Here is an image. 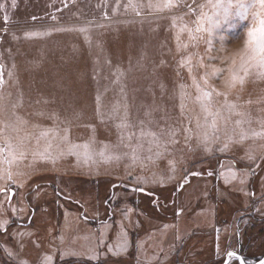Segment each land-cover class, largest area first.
Returning a JSON list of instances; mask_svg holds the SVG:
<instances>
[{"label": "rangeland", "instance_id": "374dc122", "mask_svg": "<svg viewBox=\"0 0 264 264\" xmlns=\"http://www.w3.org/2000/svg\"><path fill=\"white\" fill-rule=\"evenodd\" d=\"M152 2L156 3L157 0H152ZM218 2L233 4L230 14L223 19L220 15L222 10L215 7L217 0H186V3L192 6L191 11L183 6L156 11L148 7L149 0H16V7H12V0H0V4H4V9L0 10V29L7 28V32L0 31V37H2V42H0V66H2L0 67V76L5 81L0 89V95L4 96V103L8 109L3 118L10 122L15 121L11 115V105L22 95L23 107L17 111L23 119L28 121L27 125L22 126L23 130L19 134L10 128L7 129L3 138H0V148L4 149L5 142H10L17 135L21 137L27 135L24 140L25 144L29 140L41 143L35 137L40 136L42 131L51 129L49 135L59 139L60 149L54 150L52 143H49L51 144L49 152L58 154L61 149L66 151L68 148V145L60 139L64 128H71L72 143L83 142L84 137L91 133V130L85 125L91 123L96 126V142L93 143V149L98 153V150L104 148L105 144L111 148L113 141H118L120 130L116 125L121 123L124 107L127 106L132 124L145 120V111L151 110L153 112L152 120L147 124L151 131L159 134L160 130L166 126L176 128L180 141L179 147L177 149L170 148V155L157 161L156 165L157 173L161 175L160 167L162 165L168 167V159L176 161L175 171H172L174 192L177 183L184 175L182 169L199 171L203 174L202 177H190V183L181 193H174L173 207L177 210L179 206L182 209V214L179 217L173 215L174 218L170 214L167 216L174 223L176 220L182 219L183 224L182 227H179L178 233L180 239L177 240L176 245L173 234L170 237L167 234L166 239L169 237V241L164 245H158L157 241H162L163 237L159 232L154 238L156 244L149 246L152 248L151 252H149L148 244L141 252L143 259L152 260L151 264H190L191 262L196 264L198 260L216 257L211 238L214 228L208 229V222L204 224V221L209 220L215 210L218 214L217 223H219L216 227L221 229V251H223L224 244L227 243L226 238L233 230V220L242 216L239 217L242 218L240 221L242 233L257 238L254 247L248 250L250 254H254L250 255L249 259L252 261L251 258L264 253V224H252L250 218H246L248 212L252 211L257 216L264 218V215L261 214L264 213V204L261 203V199L264 197V184H262L264 165L245 184L239 183L235 187L225 184L226 179L231 180L229 168L222 170L227 165L229 158V160L234 159L233 162L230 161V164H234L235 167L239 166L238 168L242 170L247 169L249 161L244 159L246 163L244 164L240 157H244L245 151L249 148L256 151L258 155H264V149L259 147L264 145V139H250L223 153L215 151L227 136L239 132L234 124L237 119L249 121L243 125L246 130H261L260 122L264 121V79L256 78L255 73L260 70L256 61L264 53L257 49L256 61L253 62L256 66L249 70L252 75L246 78L242 88L237 86L236 89L229 91L223 86L224 77L209 79L211 86L219 92H226L228 103L236 104L238 106L236 111L243 113L242 117L236 113H229L224 107V97L213 95V110H220L222 116L226 118L217 120L216 130L209 127L211 118L206 120L204 114L201 113L199 104L195 102V96L198 93L192 86L193 79L202 84L201 77L204 75V69L197 64L195 57L190 61L191 74L187 67L179 66V61L187 59L191 53H199L200 57H203L205 49L203 40L208 36V32L197 33L195 29L198 23L207 30L215 22L210 38L216 49L212 54L217 57H222L225 54L217 43L220 36L226 37L224 49L226 48L230 53L233 49L240 47L241 38L250 27H253L250 15L246 19H242L238 14L239 10L234 6L236 0H218ZM244 2L248 3L250 0H244ZM130 3L135 5V10L129 6ZM4 15L10 17L7 25L3 20ZM32 17L37 19L33 20ZM185 26L191 29L192 36L198 37L199 40L192 39L187 32L181 31V28ZM255 26L259 27L258 21ZM80 29L85 31H80ZM25 32L39 34L26 38ZM13 34L17 39H12ZM177 35H179V41H177ZM233 38L236 39L229 43ZM257 39H259V34H257ZM182 44H187L188 47L186 49L181 47L178 52V45ZM203 58L209 68L223 66L219 60L208 61L206 57ZM161 60L165 62L163 66L160 63ZM10 72L11 76H9ZM238 74L243 75V72L240 71ZM161 84H163V88ZM179 84L186 86L183 115H181L180 109ZM98 93L102 97L103 122L97 115L96 96ZM110 109H112L111 112ZM38 113H42V115ZM53 115H55V119L49 118ZM197 121L201 124L199 129L196 127ZM33 125L38 127H33ZM181 128L191 129L186 134L190 137L187 145L191 146L192 151H189L185 146ZM133 130L138 135L139 130ZM205 132L211 139L209 145L213 149L211 153H205L203 146H198L197 143V136L202 137ZM124 134L127 136L128 131L126 130ZM149 139L146 137L144 144H148ZM127 142L126 140L125 143ZM13 144V147L16 148L17 138L14 139ZM25 149H27V145H25ZM34 149H47L48 151L49 147L45 142V147L34 145ZM145 150V145L143 149L139 150L144 155H139L143 163L144 158L148 156V153L143 152ZM110 151L113 152L112 148ZM5 153V151L0 153V170L3 171L5 177L9 171L14 174L15 180L25 179L30 174L36 173L34 169L18 170L15 165H13L14 168L10 167L5 160ZM6 159L8 160V153H6ZM56 159L55 166L66 170L61 171L62 175L51 178L46 172L34 177L22 188L12 185L16 193L15 198L11 203L5 201L2 205L3 212L7 209V212L16 217L8 228L7 234L12 231L10 229L14 224L25 222L28 216L34 214L31 224L27 228L15 225L13 234L34 232V238H38V240L41 237L36 235L42 233L40 225L45 220V211L48 214L52 211L51 216L55 211L60 212V221H57L56 226L63 238H58L57 241L49 240L47 253L53 256L54 261L57 260L56 264H135L132 262L131 254L120 259L105 258L106 255L103 254L101 257L95 247H84L81 243L74 244L72 237L69 240L67 236V221L65 220L70 216L68 211L77 215L81 211L84 217L85 214L90 215L96 212L105 216L108 210L116 213L118 210L123 211L128 208L138 212L137 208H139L141 209L140 215L156 217V220L146 218V226H158L157 228L165 229V222L167 226L174 224L166 221L164 209L169 196L164 190L160 192L158 190L155 200L151 199L150 202L149 194L146 193V196H143V192L132 190L135 185L127 183L133 187L123 186L124 182L108 178L75 177L72 175L74 171H68L71 166L69 156ZM97 160L98 158L95 157V165L96 162H99ZM109 162L111 163H106L107 167L112 163H118L114 159ZM5 164L8 167H2ZM150 166L152 167V164ZM213 169L215 171L217 169L218 173L222 172L223 175H220V185L216 190L211 191V180L205 175L206 171ZM16 173H23V175H15ZM169 173L171 170L168 168L166 175L168 176ZM239 173L243 172L238 171L237 174ZM144 174L146 173L141 171L140 178H143ZM57 179L60 181L58 182ZM160 179L162 178L160 177ZM160 179L158 178V180ZM56 180L57 189L52 191L48 185ZM4 182V180H0V184ZM113 184L121 186L113 188ZM143 187L149 190L148 187ZM157 189L156 187L151 190ZM244 192L255 195L254 197L247 196L244 195ZM129 196L133 199L128 198ZM118 198L120 202L115 205L112 200ZM137 199L140 201L138 205L135 203ZM0 200H3L2 196H0ZM106 200L109 209L103 206ZM130 201H134L132 207L129 205ZM154 201L161 202L158 204L159 206L156 203L157 210L150 207V203ZM13 207L16 209L15 213L12 210ZM257 208L260 209V212L256 211ZM63 217L67 218L63 219ZM2 219L5 217L3 216ZM55 220L54 217L50 220L53 226ZM97 221H102V218H98ZM228 224L232 226L229 227ZM50 227L52 226H47L48 232L51 231ZM82 229L81 231H84L85 227ZM2 234L0 233V235ZM9 236L11 237L10 234ZM10 237H0V245L16 253L17 259L27 260L28 264H36L41 252L34 247L29 237L20 240V243L24 245L22 249L18 246L17 238L14 237L15 243L11 244ZM243 239L242 242H245L246 238L243 237ZM62 240L65 248H61L58 252L57 247ZM26 241L29 242L28 246H25ZM184 242H186L185 251L182 250L179 258L177 257L175 260L172 255L178 244L182 246ZM0 249V264H17L16 260L10 259L5 254L3 248ZM61 252H74L76 255H64L61 258ZM93 252L99 254L98 261L89 260L88 257ZM147 255H151L152 258ZM140 261L136 263L142 264Z\"/></svg>", "mask_w": 264, "mask_h": 264}, {"label": "snow or ice", "instance_id": "6c2138e0", "mask_svg": "<svg viewBox=\"0 0 264 264\" xmlns=\"http://www.w3.org/2000/svg\"><path fill=\"white\" fill-rule=\"evenodd\" d=\"M67 6V5H65ZM129 6H132L135 10V5H132L130 3ZM179 7L183 6L189 9L191 11L192 6L188 5L186 3V0H157L156 3H153L152 0H149L148 7L153 8L156 11H164L165 9H171L173 7ZM239 11L238 14L242 19H246L249 15L251 16V19L253 21V27H250L247 30V36L248 40L245 41V53H251V55H247V58L245 59V53L241 54L240 58V65L239 68L236 71H233V66L235 65L236 61L233 59L231 61V65H229L228 61L223 60L221 57L214 56L212 53L215 51V47L213 45V40L210 38L213 27L215 26V22L210 25V27L205 30L202 27V24L198 23L195 31L197 33H200L202 31H207L208 36L204 38L203 43L205 45V49L203 52V57H206L208 61H220V64L223 65L221 67L212 66L209 68V65L205 63L204 58L200 57L199 53H191L189 54L187 59H181L179 61L180 67H187V70L189 74L192 72V67L190 64V61L193 57L196 58L197 64L204 69V75L201 77L202 84L197 82L195 79H193V87H195L196 92L198 93L195 96V102L199 104L201 113L204 114L205 119L211 118V123L209 124V127L213 130H216L217 120L218 119H226L222 116V112L220 110H213L212 107V98L213 95L217 97H224L225 99V105L224 107L229 111V113H236L237 115L243 116V113H238L237 105L234 103H228V94L226 92H219L215 88L211 86L209 83L210 78H219V77H225V74L228 73L231 78V85L232 87L229 89V91L234 90L237 88V86H240L241 88L244 86L246 82V78H248L252 73L249 71L251 68L255 67L256 65L253 63L256 61L255 53L257 49L259 52L264 53V0H250V2L245 3L244 0H236V3L234 5ZM12 7H16V0H12ZM216 8L221 9V19L227 17L230 14V10L233 7V4L230 3H223L218 2L215 5ZM4 9V4H0V10ZM139 15V13H137ZM203 15V14H201ZM33 20L37 19L36 17H32ZM55 19V17H53ZM5 25L8 24L10 17L8 15H4L3 17ZM258 21L259 27L255 26V23ZM0 31L7 32V28L0 29ZM80 31H85L84 29H80ZM181 31L187 32L189 34V37L192 39L199 40L198 37L192 36V30L187 28L186 26L184 28H181ZM39 33L35 32H25V37H31L33 35H38ZM257 34H259V39H257ZM238 38V37H237ZM12 39H17V37L13 34ZM225 39L226 37L220 36L217 39V43L221 46V51L224 49L225 46ZM233 38L229 43L233 42ZM177 41H179V35H177ZM0 42H2V37H0ZM186 49L188 47L187 44L178 45L177 51H180V48ZM161 65H164V61L161 60ZM259 65V71L255 73L256 78L258 79H264V55H262L258 61H256ZM2 67V66H0ZM240 71L243 72V75L238 74ZM12 73H9V76H11ZM177 75L179 73L177 72ZM5 81L3 80V77L0 76V89H2ZM161 87L163 88V84H161ZM185 85L179 84V97H180V109H181V115H183L184 108H185ZM4 96L0 95V138H3V134L7 129H11L12 131L19 134L23 129V125H27L28 121L23 119L17 111V109L23 107V96L17 98L16 102L11 105V115L15 118V121H8L5 120L3 117L7 114L8 109L5 106L4 103ZM251 103V101H249ZM96 104H97V115L101 122H103V114H102V97L98 93L96 96ZM39 115H42V113H38ZM145 120H140L137 124L131 123V114L128 111L127 106L124 107V113L121 117V123L117 124L116 127L119 131V144L123 145L125 147L130 148L131 152V159L133 164L137 163L141 157L139 156V150L143 149L144 147V140L145 138H150L148 140V156L145 157L151 164H156L157 161L161 159H165L168 155H170V148L177 149L179 147L180 141L177 137V131L175 127L172 126H166L165 128H162L160 130V133L157 134L154 131H151L147 124L151 123L153 112L151 110L145 111L144 113ZM52 119H55V115L52 117H49ZM249 123V121L244 119H237L234 121V124L239 129V132L234 134L232 136H227L225 141L221 144L220 147L215 149V151L218 152H226L229 151L232 147L243 144L244 142L250 140V139H264V121H261V130L260 131H249L243 128V125ZM91 130V136L89 138V142L82 145L83 148L88 149L90 147V144H93L96 142V126L95 124H87L85 125ZM33 127H38L37 125H33ZM196 127L199 129L201 128V124L199 121H197ZM133 129H138V135L137 132ZM128 131V135L125 136L124 132ZM52 131L51 129L42 131L40 133V136L35 137L37 141L41 139V137H48L49 132ZM181 133L184 134V140H185V146L188 147L189 151H192L193 149L191 146L187 145V141L190 139V137L186 134L191 131V129H180ZM27 138V135L24 137H21L17 135V141L18 145L16 148H13V145L9 142L7 147L9 149L8 155L12 157L11 160H8L7 162L9 164L13 163L15 160H23L26 156V150L23 147V141ZM218 139V137H216ZM60 139L62 142L66 143L68 145L67 150L61 149L55 158H51L52 162H55L56 158H62L64 156H77L78 157V163H79V156L78 153L75 151V149L81 147L79 144H74L71 141V128L66 127L63 129V133L60 136ZM128 141V143H125V141ZM135 141V147L132 146V142ZM197 143L198 146L202 145L203 150L205 153H211L213 149L209 146L211 143V139L208 136L207 132L203 134V136H197ZM48 147H51V144L48 145ZM261 149H264V145L259 146ZM109 148V145L105 144L104 149L101 150L98 155L105 160H120L122 157L120 154H113L111 156L105 155V150ZM4 151L3 148H0V153ZM47 151V149H46ZM33 156H36L37 153L33 152ZM123 155H129V153H124ZM42 159H49L50 157L42 156ZM88 159H91V156L88 157ZM241 159H246L249 161V167L245 170H234V164L229 165V170L231 171V181H237L243 185L245 184L250 177L255 176L257 174V170L261 169L262 165H264V155H258L256 151L252 150L251 148L247 149L245 151V156L241 157ZM259 161V162H258ZM87 162V161H85ZM170 170L175 171L176 161L174 159H168L167 161ZM252 165H255V167H252ZM223 167V165H221ZM184 175L180 182L177 183L175 192L178 194L181 192L189 183H190V177H202V173L199 171H188L187 169H182ZM238 171H242L243 175L238 176ZM223 175L222 172L217 173L214 169L209 170L207 172V176L211 177L213 175ZM15 175H23V173H16ZM155 175L153 174V179L150 181L152 184H160L161 186L164 185V180L155 179ZM163 176V174H161ZM174 177L168 176L167 180H172ZM0 180H4L5 182L3 184H0V196L3 197V200H0V231L4 230V227L10 223L7 219H2L4 213L2 211V205L5 201L11 203L13 199L15 198V191L12 188V185L15 184L17 188H22L24 186L23 182L17 183V181L14 179V174L9 171L7 173V176L5 177L3 175V171L0 170ZM142 183H149L147 178H136L135 187L132 189L134 192H145V187L141 186ZM230 181L228 179L225 180V184H229ZM262 184H264V179H262ZM121 185L113 184V188L120 187ZM243 191V189H241ZM151 195L152 193H148ZM244 195L247 196H253L254 193L244 192ZM114 198V197H113ZM262 200H264V197H262ZM105 203H108L106 200ZM13 212H16L15 207L12 208ZM257 212H260V209H256ZM133 212L132 208H128L126 211L123 212V216L125 219L129 218V214ZM176 216H180L182 214V209H177L175 212ZM264 215V213H261ZM239 219V217L237 218ZM31 222V220H29ZM136 227H139V222L137 221L134 225ZM232 232L228 236V242L224 244L223 251H221V229L219 227H214L215 232V256H216V262L217 264H264V256H261L258 258L255 262L249 260L243 253L240 251L238 247H233L231 241L234 238L241 236L240 231V225L239 223H234L232 226ZM14 237L17 238L18 246L22 249L23 244L20 243V240L24 237H31L33 233L31 232H22V233H14ZM177 239H180L179 236L176 237ZM32 244L37 249L40 248V242L38 240H33ZM127 245H128V236L127 232L121 231V233L118 236L117 243L115 245L108 244L107 245V251L108 253H111L113 256L119 255L122 252L127 251ZM104 246V240L101 239L99 241L98 247ZM0 248H3V251L5 254L13 260L17 261V264H28L27 260L17 259L16 253H14L11 249L3 247L0 245ZM64 255H76L74 252H68L64 253L61 252L60 256L63 258ZM89 260H99V254L97 252H93L89 257ZM53 256L51 254L41 253V256L37 258L36 264H52Z\"/></svg>", "mask_w": 264, "mask_h": 264}, {"label": "crops", "instance_id": "0c3cea01", "mask_svg": "<svg viewBox=\"0 0 264 264\" xmlns=\"http://www.w3.org/2000/svg\"><path fill=\"white\" fill-rule=\"evenodd\" d=\"M120 96V94H118ZM87 108V106H86ZM91 108V106H90ZM134 109V108H133ZM112 111V109H110V112ZM136 111V110H134ZM91 136V133L88 136L84 137V141L83 142H74V144H79L81 145V147L75 149V151L78 153L79 156V163H78V157L77 156H69L70 158V167L68 168V171H74V173H72L73 176L75 177H82L85 179H97V178H108V179H114V180H118V181H122L124 183H129L131 185H135L136 183V178L140 177L141 175V171L145 172L146 174H144L143 178H147V180L149 181V183H142L141 186H146L148 187L149 190L151 189H156L157 188H162V187H167L173 184V180H167L168 176H172V170L171 173L168 174V176L166 175V172L168 171V168L170 169V167L167 165H162L160 167L161 174H163V176L159 175L157 173V163L156 164H152V167L150 166L151 163L144 158V163L142 162V160L140 159L137 163L133 164L132 159H131V155H130V148L125 147L123 145L119 144V140L118 141H113L112 144V150L113 152L111 153L110 151V147L105 150V155L106 156H111L113 154H120L121 155V159L120 160H116V162L118 163H112L110 164L108 167L106 166V163H111L109 162V160H105L104 158L100 157L98 155V153L103 150L104 148H101V150L99 149L98 153L94 152L93 149V144H90V147L88 149H85L82 147V145H84L85 143L89 142V138ZM17 136L15 138H13L12 140H10V143L12 145L14 139H16ZM36 139V138H35ZM31 142V143H30ZM41 143H35V141L29 140V142H27L25 144V142L23 141V147L25 149V145H27V149L26 150V156L25 159L23 160H15L13 163L9 164L10 167L14 168L13 165L17 166L18 170H33L36 173H32L28 176V178L22 179V180H16L17 183L23 182V184L27 183L28 181H30L31 179H34V177L39 176V175H43L44 173L49 174L51 178L58 176V175H62L63 173L61 171H66L65 168L59 167V166H55V164L57 163H53L51 158H55L57 157V153L56 152H49L51 150V148L48 149V151L46 150H38V149H34V145L37 146H43L45 147V142H47V145H49V143H52V147L54 150H58L60 149V141L59 139H57L54 136H50L48 135V137H41L40 139ZM9 142H5L4 144V151L6 153H8L9 149L7 147ZM128 143V142H127ZM135 141L132 142V146L135 147ZM103 145V144H102ZM145 145V151L143 152H147V148H148V144H144ZM14 148V147H13ZM35 152L37 153L36 156H33L32 153ZM6 153H5V160L6 162L8 160H11L12 157L9 158L8 155V160L6 159ZM124 153H129V155H123ZM145 153V154H146ZM139 155H143L141 151H139ZM42 156H46V157H50L49 159L45 160L42 159ZM91 156V159H88V157ZM144 156V155H143ZM97 157L99 162H94V158ZM230 159V158H229ZM227 159V165L225 167L222 168V170L224 168H229L230 165V161H234L233 160H229ZM241 159V157H240ZM57 160V159H55ZM242 161H244V159H241ZM87 161V162H85ZM242 163V162H241ZM244 164L245 161H244ZM28 165V167H26ZM115 165V166H114ZM2 167H8L7 164L2 165ZM235 168V167H234ZM5 170H7L5 168ZM234 170H238L237 168H235ZM242 170V169H239ZM164 172V173H162ZM220 172V170H219ZM70 174V173H68ZM153 174L155 175V179L158 180V178L160 179V177L165 181L164 185L161 186L160 184H152L150 183V181L154 178ZM242 176L243 173H239L238 176ZM167 176V177H166ZM229 177H231V175H229ZM219 179H221V176H219ZM221 182V180H220ZM230 186L234 185L238 186L239 182L237 181H232L230 180ZM226 184V185H229ZM15 185V184H13ZM16 186V185H15ZM251 192V191H250ZM262 200V199H261ZM249 202V201H248ZM251 202V201H250ZM261 203L264 204V200L261 201ZM127 210V209H126ZM125 209L122 210H118L116 213H112L111 217L108 216H104V214H100L98 212L93 213V214H85V216H82V213L79 212V215H77L76 213H72L70 211H68V213L70 214V216L67 217H63L67 218L65 221H67V236L70 240V238L72 237V239L74 240L73 243L74 244H79L81 243L84 247H95L97 252L101 254V257H103V254L106 255L105 258L109 257V258H113L116 257L118 259L124 257V256H128V255H132V262L137 264L136 262L140 261L142 262V264H151L152 260H147V259H143L141 257V252L143 250H145V248L148 247L150 245L156 244V242L154 241V238L157 236V234L160 232L162 233L163 237H162V241H157L159 244L158 245H164L165 243H167L169 241V237L174 236L175 238V243L177 245V240L176 237L178 236L179 233V227H182L183 221L182 219H178V221L176 220V222L173 225H169L167 226V223L165 222L164 224L166 225L165 229H161V228H157L158 226L154 227V226H146L145 224V219L150 218L148 217V215L144 216V215H140V212H135L133 210L132 213L129 214V218L125 219L123 216V212L126 211ZM4 213V217L5 219H7L8 221H10V223H13L16 217L7 212V209H5ZM45 217L41 223V228H42V233L41 235H36L38 237H41L39 240L38 238H34V232L33 235L31 237H29V239L31 241L33 240H38L40 242V248L37 249L38 251H40L41 253H48L49 251V246H48V242L49 240H53L55 239L56 241L58 240V238H63V236H61V233H59V231H57V226L56 223L58 224V220L60 217V212L55 211L54 215L51 216L50 213H52V211H50V213L48 214V212L45 211ZM34 215V214H33ZM31 214V216H28L25 222H18L16 224H14L10 229L11 232H8L7 234V230H8V223L5 227L3 231H0V233H3L2 235H0V237H10L9 234L11 235L10 237V242L11 244L15 243L14 240V236H13V231L15 229H13V227L22 225L23 228H27L31 222H29V220L33 219V216ZM59 215V216H58ZM55 218V222H54V226L50 223V220L52 218ZM210 219L206 220V222L204 221V224H207V227H209L208 229L212 228L214 226L215 223V211L212 212V215H210ZM98 218H102V221L98 222L96 221V219ZM83 219V220H82ZM86 219H88V221H86ZM141 219H143L142 221H140ZM152 220H156V218L152 217L150 218ZM60 221V220H59ZM139 222V227L134 226L136 224V222ZM82 222V223H80ZM51 228V231L48 232V228L47 226ZM78 225H80V227H78ZM85 227L84 231L82 228ZM164 227V226H163ZM206 227V226H205ZM81 228V229H80ZM6 230V231H5ZM125 231L127 232V236H128V245H127V251L126 252H122L119 255L113 256L111 253H108L107 251V245L108 244H112L115 245L117 243L118 240V236L121 233V231ZM9 231V230H8ZM7 234V235H6ZM168 234V238L166 239V235ZM103 239L104 240V246L103 247H98L99 241ZM64 240V239H63ZM63 240L62 242L57 245H59L57 247L58 252L61 250V248H65L64 244H63ZM70 242V241H69ZM29 242H25V246H28ZM56 243V242H54ZM66 244V243H65ZM69 244V243H68ZM56 245V246H57ZM150 248V247H149ZM26 249V248H25ZM151 249H149V252H151ZM1 250V249H0ZM153 256V255H152ZM147 257H151V255H147ZM155 257V256H154ZM142 258V259H141ZM152 258V257H151ZM154 259V258H153ZM57 260H53V264H56ZM146 262V263H145ZM151 262V263H150Z\"/></svg>", "mask_w": 264, "mask_h": 264}, {"label": "trees", "instance_id": "16d2710c", "mask_svg": "<svg viewBox=\"0 0 264 264\" xmlns=\"http://www.w3.org/2000/svg\"><path fill=\"white\" fill-rule=\"evenodd\" d=\"M235 167V166H234ZM239 166H237V167H235V168H237V169H239L238 168ZM207 172L208 171H206V177H208L207 176ZM216 172L218 173V170L216 169ZM56 177H58V176H56ZM55 177V178H56ZM210 180H211V184H210V188H211V191L213 190V189H217V187L220 185V180H219V177L218 176H216V175H214V176H211V177H208ZM252 178V177H251ZM58 180V182L60 181V179H57ZM57 180L53 183H51V184H49L48 186L50 187V189L52 190V191H54L55 189H57L56 188V182H57ZM68 182V181H67ZM111 182V181H110ZM128 186L129 184H127V183H124L123 184V186ZM122 186V187H123ZM129 186H131V185H129ZM131 187H133V186H131ZM225 187V186H224ZM158 190H159V192L160 191H165L166 193H167V195L169 196L168 197V201H166L165 202V204H166V206H165V209H164V213H166V221H168V222H173L172 220H171V218H169V216H167V214L169 215H171V216H173V215H175L176 216V214H175V212H176V209H174V207H173V202H172V197H173V195H174V185H170V186H167V187H162V188H158L157 190H146L145 192H143L144 193V195L143 196H146L145 194L147 193H152L151 195H148L149 196V201L151 202V199H153V200H155L154 198H155V195L156 194H158ZM128 192V191H127ZM179 193H181V192H179ZM209 193H210V191H209ZM131 196H132V194H131ZM131 196H129L128 198H130ZM147 196V197H148ZM131 200L133 199V198H130ZM129 200V199H128ZM139 199H137V201H135V203L138 205V204H140V201H138ZM114 203H115V205H118V202H120L119 201V198L118 199H116V200H112ZM217 201V200H216ZM214 203H215V200L213 201ZM156 203H157V205L158 204H161V202L160 201H158V202H153V203H150V207H153L152 209H156L157 210V207L159 206H156ZM104 205V207L105 208H107V209H109V206L108 205H106V203L104 202L103 203ZM133 204H134V201H130V203H129V205L132 207L133 206ZM217 204V203H216ZM180 205V204H179ZM97 206V205H96ZM177 208H179V206L177 207ZM138 210H139V212H140V210L141 209H139V208H137ZM179 209H181V208H179ZM55 210H56V208H55ZM79 211V210H78ZM79 212H81V211H79ZM158 212V211H157ZM112 213L113 212H111V211H109L108 210V212L106 213V215L105 216H108V217H111L112 216ZM159 213V212H158ZM160 213H162V212H160ZM232 215V214H231ZM175 216H173V218L175 217ZM239 217H242V216H239ZM156 218V217H155ZM177 218V217H176ZM218 214H217V211L215 210V223H214V226L212 227V228H214V227H216L217 226V224H219V223H217V221H218ZM238 218V217H237ZM234 219L233 220V224L234 223H239V225H240V221L242 220V218H239V219ZM246 218H250V220H251V222H252V224H259V225H261V224H264V218L263 217H259V216H257L256 214H255V212L254 211H252V212H248V214H247V217ZM244 220V219H243ZM96 221H97V219H96ZM230 223V222H229ZM10 225H11V223L10 224H8V228H10ZM229 225V224H228ZM232 225H229V227H231ZM241 228V227H240ZM211 229V228H210ZM264 230V229H263ZM6 231V230H5ZM241 231V236L240 237H237V238H234L232 241H231V243H232V246L233 245H235L236 243H238V241H240L241 243H242V248H243V253L247 256V258L249 257L250 258V255H254V254H250L249 253V249L250 248H252V247H254V245H255V243H256V241H257V238H252L249 234H246V233H242L243 232V230H240ZM231 233V232H230ZM221 234V233H220ZM243 237H245L246 238V240H245V242H242V241H244V239H243ZM211 238L213 239V243H212V247L213 248H215V244H214V241H215V232H213V235H211ZM226 241L228 242V239L226 238ZM186 244V242H184L183 243V245L182 246H180V244H178V246L176 247V249H175V251H174V253H173V257L172 258H174L175 260L177 259V257L179 258V254L182 252V250L183 251H185V249H184V245ZM248 251V252H247ZM263 254V253H262ZM261 254V255H262ZM261 255H259V256H257V257H254L255 259L257 258H259ZM190 264H195V263H193V262H191ZM196 264H217V262H216V257H214V258H211V259H205V260H202V261H199L198 260V262L196 263Z\"/></svg>", "mask_w": 264, "mask_h": 264}, {"label": "clouds", "instance_id": "9594fccd", "mask_svg": "<svg viewBox=\"0 0 264 264\" xmlns=\"http://www.w3.org/2000/svg\"><path fill=\"white\" fill-rule=\"evenodd\" d=\"M248 40L247 32L240 40V47L233 49L230 53H228V50L225 48L222 51L225 53L221 58L223 60L228 61L229 65H231V61L234 59L236 61L235 65L233 66V71H236L239 68L240 65V58L241 53H245V41ZM249 53H245V56H247ZM223 86L226 89H230L232 87L231 85V78L228 73L225 74V77L223 78Z\"/></svg>", "mask_w": 264, "mask_h": 264}, {"label": "flooded vegetation", "instance_id": "af4514ba", "mask_svg": "<svg viewBox=\"0 0 264 264\" xmlns=\"http://www.w3.org/2000/svg\"><path fill=\"white\" fill-rule=\"evenodd\" d=\"M233 247H238L239 249H240V251H242V253H243V248H242V243L240 242V241H238V243H236L235 245H233ZM244 254V253H243ZM245 255V254H244ZM264 255V253L261 255V256H263ZM246 256V255H245ZM260 256V257H261ZM247 257V256H246ZM259 257V258H260ZM248 259H249V257H248ZM252 259V261L253 262H255L256 260H257V258L255 259V258H251ZM250 260V259H249Z\"/></svg>", "mask_w": 264, "mask_h": 264}, {"label": "water", "instance_id": "95a60500", "mask_svg": "<svg viewBox=\"0 0 264 264\" xmlns=\"http://www.w3.org/2000/svg\"><path fill=\"white\" fill-rule=\"evenodd\" d=\"M264 256V255H263Z\"/></svg>", "mask_w": 264, "mask_h": 264}]
</instances>
